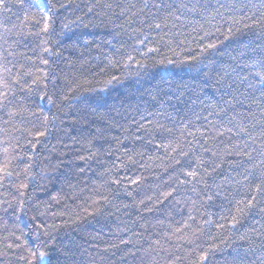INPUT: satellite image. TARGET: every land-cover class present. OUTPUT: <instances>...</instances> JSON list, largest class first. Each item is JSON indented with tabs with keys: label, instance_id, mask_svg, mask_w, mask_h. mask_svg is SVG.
Here are the masks:
<instances>
[{
	"label": "trees",
	"instance_id": "trees-1",
	"mask_svg": "<svg viewBox=\"0 0 264 264\" xmlns=\"http://www.w3.org/2000/svg\"><path fill=\"white\" fill-rule=\"evenodd\" d=\"M6 2L7 10L0 7V63L6 59L10 62L9 67L14 65L15 68H19L21 64H24L25 67L43 68L39 59L34 61L25 59L39 54L41 47L39 38L26 35L30 30L37 29L32 28L31 24L25 27L22 23L26 14L35 11V9H29L28 5L36 3L37 0H25L24 7H20L17 0H6ZM43 2L46 3V0ZM59 2L65 4V8L58 12L57 31L62 21H75L78 16L84 18V23H91L88 27L79 26V23L73 24L71 31L59 38L64 53L59 63L54 65L57 79L55 81L49 79L48 91L51 93L55 85V91L58 94L66 93L68 88L72 87L69 81L73 73L78 77L77 83H80L83 88H94L96 91L80 92L79 98L67 101L64 111L60 113H57V109L49 105L46 99L41 100L38 91L31 95L17 91L14 101L16 107L31 105V111L39 110L49 116L57 113V119L49 125L47 136L35 151L25 143L29 137L24 130L32 129L34 125L37 130H43L40 122L28 113H21L6 124L4 121L9 120L8 109L0 110V141L7 139L11 144L19 143L22 146L11 153L20 157L15 162L19 164L18 170L29 163L25 153L36 156L34 172H38L46 165L57 166L59 163L55 173H50L46 179L37 178L35 182L34 187L43 188V191L36 190L35 199L31 203L34 205L36 200H39L50 204L46 210L40 209L45 213L41 218L44 223L63 225L73 211H81L83 207L91 210V200H96L104 194L112 197V204L106 206L105 215L97 216L88 222H81L74 229L72 226L58 229V233L55 234V246L59 248L61 244H68L70 240H74L81 252L77 258V264H150L153 260L157 264H169V261H173L176 256L184 257L190 248L197 245L206 246L210 242L209 236L218 231L216 223H225L219 217L226 214L222 211L223 209L232 206L231 197L228 199L215 197L207 208L192 212L194 220L190 222L191 228L187 231L182 230L181 233H175L174 230L187 219L189 215L187 207L176 205L172 200L156 206L149 213L138 209L135 205L157 192L167 191L174 183V180L170 181L169 177H173L177 169L166 167L170 164V160L165 159L166 150L163 147H157L158 144L171 141L174 146L177 140L185 143L192 139L187 133L194 132L196 128L202 130L211 128V135H215L217 131L222 130L221 125L231 127L227 124L228 117L233 114L231 109L224 114L209 116V110L204 108V104L219 102V107L224 106L223 101L229 99V95L225 93L230 94L231 89L218 88L216 79L223 76L230 68L241 72L243 63L259 58L264 53V32L258 28L243 29L241 25H234L233 30L240 28V31L235 32V35L229 39L225 40L220 33H227L230 26L229 17L254 13L253 18H258L260 12L264 11L260 7L264 4V0H167L168 3L173 4L186 3L189 6L195 4L201 10L177 12L176 15L180 19L170 18L168 23L159 30L147 29L138 17L119 16L118 9L115 10V14L109 11L108 15L99 19L94 13L87 14L85 4L94 0H59ZM119 2H125V0H119ZM217 10L222 15L214 16ZM244 23H251V21H244ZM113 25H122V27H113ZM217 27L220 28V33L215 31ZM137 28L141 31L136 32ZM5 29L12 31L7 33ZM205 32L211 35L205 37ZM140 40H144V43H138ZM217 40L222 43L217 44L215 51L206 53L205 58L199 63H156L162 59L183 60L189 55L194 56L201 46L216 43ZM149 48H155L157 51L149 52ZM5 50L14 52L16 55L8 56ZM174 53H180V55L177 57ZM240 53L244 55L241 56ZM129 56L131 59H128ZM233 57L236 59L234 60ZM42 58L48 57L43 55ZM68 59L73 61L72 67L68 66ZM109 60H112L115 66L109 65ZM247 71L248 69H243V72ZM12 74H16L15 70ZM65 74L68 75V79L65 78ZM113 76L118 80L105 86L104 81ZM232 78L234 74L230 73L224 83L228 84ZM30 80V77H24L22 83H30ZM101 89L103 91H100ZM239 91L243 92L244 88L241 87ZM68 95L74 96L76 92L68 93ZM193 101L196 103L193 104ZM201 101L204 103L201 104ZM246 108V104L244 107L236 106L235 111H245ZM196 115L200 116L199 120L195 119ZM205 117L207 120L204 119ZM184 121L192 123L185 126ZM209 121L211 124L208 123ZM147 122H152L153 127L161 124L172 131L157 130L152 137L145 135L144 130L138 132L140 124L143 123L147 127ZM235 131L233 129L232 133L224 132L223 136L210 141L207 146L219 149L225 144L238 141L243 143L247 137L243 134L237 136ZM182 132L184 135L181 139ZM259 132L260 127L257 125L255 134ZM137 136L142 139H135ZM88 141H91L90 148ZM33 142H35L34 139ZM201 143H204L202 139ZM258 144L259 141H257ZM3 146L0 144V147ZM54 148L55 151H53ZM89 150L99 151L87 166L74 159L76 155H86ZM125 152L129 155L140 152L142 155L134 156L135 164L130 163L126 167L115 169L112 173L113 177L127 179L122 180L118 186L109 183L108 186L113 191L105 193L104 188L100 186L108 180V176L101 174L104 173L105 168L111 167L114 161L119 164L121 160H126L127 157L123 155ZM210 156L211 153H205L206 160ZM117 157L120 159L118 160ZM229 159L238 158L232 156ZM2 160L3 156L0 154V161ZM192 162L190 159L183 161L184 165ZM79 168H85L83 175L77 174ZM217 171L219 174L215 179L219 183L221 177L225 175L239 179L238 173L242 169H229L225 164ZM137 176L143 177V183L139 185L128 183ZM70 183L76 185L75 196L72 195L73 189L68 187ZM125 185L128 191L132 192V196L123 191ZM81 189L83 191H80ZM33 190L30 188L29 192ZM229 190L231 191L232 188ZM5 192L17 194L16 189L7 183L4 188H0V198H3ZM244 194L243 190L237 189L234 192L235 199H240ZM53 196H57L58 199L51 200ZM186 196L193 200L197 198L191 192H187ZM200 212L209 213L213 223L203 224L209 216H201ZM60 213L63 215H59ZM34 214L33 211H29L27 215L19 218L11 215L0 217V225L6 224L11 230L19 224L27 231L24 226L30 222L29 218ZM258 220V216H250L240 231L253 226L259 228V224L256 223ZM118 226L128 227L132 233L142 234L140 242L135 247L121 245L116 249L109 248L111 244H118L119 239L128 238L127 233H116L115 229ZM197 227H203L204 234L199 236L193 244H188L184 239H178L179 236L188 235ZM7 234L3 227H0V246L14 242V240L3 239ZM26 238L34 243L32 237ZM156 240H159L162 246L159 255L144 254L142 250L147 249ZM137 248L141 251L135 257L125 256L126 252H136ZM237 253L241 256L244 254L243 246L226 248L222 253L217 254L214 260L216 264H224L225 260H230ZM0 264H13V258L0 257ZM175 264H187V261H176Z\"/></svg>",
	"mask_w": 264,
	"mask_h": 264
},
{
	"label": "snow or ice",
	"instance_id": "snow-or-ice-1",
	"mask_svg": "<svg viewBox=\"0 0 264 264\" xmlns=\"http://www.w3.org/2000/svg\"><path fill=\"white\" fill-rule=\"evenodd\" d=\"M20 7L25 6V0H17ZM0 7L7 10L6 0H0ZM87 14H95L99 19L108 15L109 11L115 14V10L118 9V15L121 17H138L141 24L147 29H161L166 25L170 18L180 19L177 12H198L201 9L197 5L193 4L189 6L186 3L173 4L168 3L167 0H125V2H119V0H94V2L85 4ZM223 7V6H221ZM261 9H264V4H261ZM29 9H35L30 14H26L24 21L22 22L25 27L31 24L32 28L36 31L30 30L26 35L40 39L39 54L33 57H26L25 59L36 60L39 59L43 68L25 67L21 64L19 68H15L13 65L9 67V61L6 59L0 63V110L8 109L7 115L9 120L4 123H9L14 117L21 113H28V115L36 118L40 122V126L43 130H37L34 125L32 129H25L29 139L25 141L31 149L34 151L37 146L40 145L44 138L48 134L49 125L52 121L57 119V113L63 112L67 101L78 99L80 92H93L94 88H83L80 83H77L78 77L73 73L72 79L69 81L72 87H69L67 92L63 95L58 94L55 91V85H53V91H48V81L51 79L55 81L57 76L55 74L54 65L59 63L60 58L63 56L64 49L59 40L64 36L66 32L71 31L73 24L79 23V26L88 27L89 23H84L82 16L76 17L75 21H62L57 31V18L60 9L65 8V4L60 3L59 0H37L36 3L28 5ZM100 9V11H96ZM222 15L218 10L213 14ZM252 15H245L239 17H229L230 26L227 33H220V28H215L217 33L224 36L227 40L235 32L240 31V28L233 30L234 25H241L243 29L258 28L264 32V11L260 12L258 18H253ZM244 21H251V23H244ZM102 22V21H101ZM95 26V25H94ZM113 27H122V25H113ZM11 29H5V32L10 33ZM136 32H140L141 29H135ZM146 35V34H145ZM205 37L211 35V33L205 32ZM55 37V39H53ZM202 39V38H201ZM6 42V41H5ZM87 43V42H85ZM143 44L144 40L138 41ZM222 41L217 40L216 43H208L200 47V50L196 55H189L183 60L162 59L156 61L159 64H188L199 63L205 54L210 51H215L217 44ZM74 47V45H69ZM8 56H15L16 54L11 51H7ZM149 52H155L157 49L149 48ZM46 55L48 58L43 59L42 56ZM175 56H179L180 53H174ZM241 56L244 53H240ZM128 59H131L129 56ZM235 60L236 57H233ZM69 67L73 66L71 59L67 60ZM109 65L115 66L112 60L108 61ZM143 67V65H140ZM243 69H248L247 72H243ZM15 70V75L13 71ZM103 71V69L101 70ZM230 73L234 74V78L229 80L228 84L224 83L225 78H228ZM24 77H30V83H22ZM65 78L68 79V75L65 74ZM118 78L113 76L111 79L104 81L105 86L117 81ZM87 83V81H85ZM235 85V87H234ZM216 86L218 88L231 89V93H225L229 95L228 100L223 101V107H219V102L204 104V108L208 109V115H220L227 113L230 109L233 114L228 117L227 124L231 127L221 125L220 131H217L215 135H211L212 129H200L196 128L194 132H188L187 135L192 139L181 143V140H177L173 146L172 142L158 144L157 147H163L166 150V160H170V164L166 167H175L177 169L176 174L173 177H169L170 181L174 180L171 187L167 191L157 192L152 196L146 197V199L140 200L136 203L135 207L138 209L151 213L156 206L163 205L168 201H175L176 205H181L188 208L189 215L185 222L175 228V233H181L182 230L187 231L191 228V221L194 217L192 212H199L200 208H207L212 204L215 197H224L228 199L231 197V207L223 209L226 214L219 217L220 220L225 223H216L217 232L209 236V243L206 246L197 245L194 248H190L184 257L176 256L173 261H169V264H175L176 261H187V264H216L214 258L217 254L222 253L226 248L233 246H243L244 254L241 256L239 253L233 256L230 260H225L224 264H264V53L257 59H250L249 62L243 63L241 72H236L235 69L226 71L223 76H219L216 79ZM243 87L244 91L239 89ZM17 91L27 92L28 94H34L39 92V98L41 100L46 99L48 104L57 109V113H53L51 116L43 113L42 111H31V105H20L16 107L14 104L15 94ZM100 91H103L101 89ZM76 92V95L69 96L68 93ZM193 104L196 101L192 102ZM201 104L204 102L201 101ZM247 108L245 111H235L236 106ZM257 109L258 111H254ZM259 117V118H258ZM196 120L200 119L199 115H196ZM207 120V117L204 118ZM247 121V123H245ZM192 123L191 121H184L185 126ZM211 124V121L208 122ZM257 125L260 127V132L255 134ZM235 129V135L239 136L243 134L247 139L240 143L225 144L222 148H210L207 145L210 141H215L217 137L223 136L224 132L232 133ZM144 130L145 135L152 137L153 133L157 130L171 132V129L165 128L161 124H156L153 127L152 122L140 124L137 131ZM15 131V129H13ZM184 133H181V139ZM199 137V138H198ZM127 138V137H125ZM33 139L35 142H33ZM135 139L140 140L142 137L137 136ZM201 139L204 143H201ZM75 142V137H73ZM257 141L259 144L257 145ZM250 142V143H249ZM89 148L91 141L87 142ZM3 147H0V154L3 156V160L0 161V188H4L5 184H9L16 189L15 195L11 193H4L3 198H0V217L16 216L17 218L27 215L29 211H33L35 214L29 218V223L21 228L19 224L14 226L11 230L7 228V225H0L4 231L8 234L3 239L14 240L5 245L0 246V257L13 258V264H77V258L81 254L78 250V245L74 240H70L68 244H61L59 248L55 246L56 233L58 229L68 228L72 226L74 229L81 222H88L97 216H103L106 212V206L112 204V197L108 194L100 195L98 199L90 201L91 210L87 207L81 208V211H73L69 215V219L65 220L63 225L47 224L41 219L44 216V212L40 211L41 208L45 210L50 206L47 201L36 200L33 205L31 202L35 199V191H43V188L36 189L35 182L37 178L46 179L50 173H55L57 166L46 165L38 172L33 171L34 161L36 156L33 154L25 153L27 155L29 163L25 164L23 169H19V164L15 163L20 157L18 155H12L11 153L19 147V143L11 144L7 139L0 141ZM199 150V151H198ZM55 151V148L53 149ZM97 152L88 151L86 155H76L75 160L82 162L84 165H88V162L98 154ZM205 153H211L210 158L205 159ZM127 157L126 160H121L119 164L113 162L111 167L105 168L104 173L101 175H107L108 180L104 181V184L100 187L104 188L105 193H112L111 185H120L121 181L127 179L126 177L115 178L112 173L117 168L126 167L128 164H135L134 156L142 155L140 152H133L129 155L127 152L123 153ZM235 156L238 159H229V157ZM119 160L120 157H117ZM184 159H190L193 161L187 165H184ZM227 164L229 169H242L239 175V179L225 175L221 177L220 182L217 183L215 177L219 174L218 169H222ZM85 168H79L78 175H83ZM211 180V183H209ZM14 181H22L15 183ZM128 183L132 185H139L143 183V177L137 176L135 179L129 180ZM202 185V187H198ZM235 186V187H233ZM70 189H73L72 195H76V185L70 183L68 185ZM33 188L32 192L29 189ZM229 188H232L230 191ZM243 190L244 195L240 199H235L234 192L237 190ZM80 191H83L81 189ZM123 191L127 195L132 196V192L128 191L125 185ZM187 192H191L197 198L189 199L186 196ZM57 196L51 197V200L56 201ZM183 201V203H182ZM78 207H80L78 205ZM129 207V205H124ZM119 210V209H117ZM59 215H63L60 213ZM111 215V213H108ZM201 216L208 215L209 218L203 221V224L211 225L213 223L211 216L207 212H200ZM258 216L259 220L256 221L259 224V228L256 226L250 228H244L240 231V228L244 227V222L250 216ZM116 233H127V239H119L118 244H111L109 248L116 249L121 245H133L136 246L142 238L140 233H132L128 227H117ZM19 232V235H17ZM204 234L203 227L195 228L188 235H181L178 239H184L188 244H193L199 236ZM189 236L191 238H189ZM26 237H32L34 243L30 242ZM171 237H169L170 239ZM162 246L160 241L156 240L153 244H150L147 249H143L144 254L159 255ZM108 251V249H105ZM141 249L137 248L136 252H126L125 256L135 257ZM55 255V259H54ZM150 264H157L155 260Z\"/></svg>",
	"mask_w": 264,
	"mask_h": 264
}]
</instances>
